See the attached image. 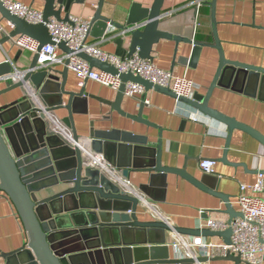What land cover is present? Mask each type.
Masks as SVG:
<instances>
[{"label":"water","instance_id":"1","mask_svg":"<svg viewBox=\"0 0 264 264\" xmlns=\"http://www.w3.org/2000/svg\"><path fill=\"white\" fill-rule=\"evenodd\" d=\"M42 1L45 3L42 12L44 22L33 25L13 16L0 2L1 20L12 26L9 35L0 40V45L15 40L20 35L35 39L40 43V48L54 45L45 23L51 18L58 22L72 23V6L84 5L86 0ZM106 3L107 0L99 1L91 20L90 35L96 39H102L110 27L121 32L139 23H147L143 29L127 31L126 37L116 39L115 55L120 59L138 54L144 60L153 61L154 47L161 41L174 39L178 44H189L188 41L173 37L160 29L165 0H154L151 8H144L139 3L133 4L124 24L115 23L102 15ZM215 4L214 0V25ZM195 12L197 15V10ZM213 32V48L217 49L220 55L219 69L207 94L197 92L192 100L178 97L171 89L155 86L132 73L120 74L109 63H102L87 53H80L78 56L87 61L92 69L119 76L122 80L121 89L116 93L114 100H104L86 94L87 82L80 90L67 91L65 83L69 70L66 67L63 72L53 68L37 70L38 54L32 58L24 82L8 85L0 92V96L17 88L23 89L24 83L30 84L39 93L49 112L60 109L68 112V116L62 119L61 123L72 134V139L77 144L83 143L94 152L102 154L115 172L123 178L129 179L131 173L150 174V185H142L140 191L150 196L149 186L153 181L160 177L165 179L169 175L179 176L199 190L220 199L226 207L224 214L229 217L228 222L231 223L235 218H242V214L232 207L227 195L216 189L219 179L214 175H205L202 180H198L184 169L165 166L161 139L154 148L149 145L146 136H138L115 127L80 135L74 120V115L88 116V101L94 99L103 105H109L122 117L156 128L143 117L147 95L150 91H155L222 123L230 134L240 131L252 136L264 146V135L210 105V98L218 87L264 101V68L228 60L221 48L215 27ZM192 43L193 65L205 45ZM58 47L66 54L72 53L64 43ZM13 71V63L10 61L0 63V76L12 74ZM57 74L63 77L62 83ZM127 82L145 87L140 111L136 116L123 109ZM228 137L229 142L232 136ZM0 190L12 201L26 232V243L20 250L11 253L0 252V263L3 264H206L214 261L242 264L241 259L232 254L214 259L177 258L167 243V234H179L194 239L217 237L221 238L225 245L231 246L232 228L212 232L206 228L173 227L161 220L141 221L139 214L142 207L138 199L123 192L109 176L96 169L85 168L79 147L51 130L44 115L33 105L26 92L16 102L0 106ZM44 193L48 195L44 197ZM262 243L264 244V241Z\"/></svg>","mask_w":264,"mask_h":264},{"label":"crops","instance_id":"2","mask_svg":"<svg viewBox=\"0 0 264 264\" xmlns=\"http://www.w3.org/2000/svg\"><path fill=\"white\" fill-rule=\"evenodd\" d=\"M33 7L43 12L45 3L42 0H12ZM100 0H86L84 5L74 4L70 17L92 20ZM200 1L201 5H197ZM214 0H165L162 8V24L160 29L173 37H180L188 43H176L173 40L161 41L154 47L153 63L156 67L173 74L186 77L199 86L198 93L206 95L219 69V51L213 48L215 27L225 56L228 60L264 68V0H215V22L213 23L212 2ZM141 4L151 8L154 0H107L103 7L105 17L115 23L124 24L133 4ZM197 10V15L195 14ZM144 23V22H142ZM12 26L1 20L0 40L5 39ZM118 31L113 33L117 35ZM90 40L99 43L100 40L91 36ZM13 41L0 45V63L10 61L14 69L28 70L33 56L19 52L13 46ZM114 36L108 42L100 45V49L116 54L117 46ZM205 45L199 59L191 64L193 43ZM191 43V44H190ZM208 46V47H206ZM128 57V56H127ZM64 66H54L56 71L63 72ZM60 77V83L63 77ZM78 77L72 71L65 83L67 91L82 89ZM0 83V92L7 88ZM86 94L114 100L116 91L93 81H87ZM25 94L23 89L0 96V106L14 103ZM142 96L125 97L123 109L138 115ZM66 101L67 98H64ZM146 108L143 117L153 123L156 128L137 124L122 117L109 105H103L97 100L89 99L88 116L74 115L77 130L80 135H88L91 131H106L113 129L127 130L138 136H146L151 147H157L162 140L163 164L172 168L184 169L189 175L202 180L206 175L200 169L203 160L215 161V172L219 179L216 186L219 192L227 195L232 207L240 212L238 197L241 185H252L257 175L264 172V146L248 134L240 131L229 133L222 123L209 119L197 110L180 103L170 96L160 92L150 91L147 95ZM210 105L247 124L264 135V101L240 94L231 89L216 88L210 98ZM65 104V103H64ZM61 121L68 116L64 109L53 112ZM232 136L228 142V136ZM151 175L147 173H131V184L137 188L150 185ZM150 196L140 191L153 207L164 216L169 226L189 229L205 228L208 220L229 221L224 214L225 204L218 198L199 190L179 176L169 175L167 178L153 181L149 186ZM248 194H254L251 191ZM48 194L44 193L46 197ZM140 210V220L160 221L152 213ZM176 234H167V243L173 250ZM211 243L223 244L221 238H204ZM26 243V232L12 201L0 190V252L11 253L20 250ZM0 264H3L2 262ZM206 264H233L224 261H214Z\"/></svg>","mask_w":264,"mask_h":264},{"label":"built area","instance_id":"3","mask_svg":"<svg viewBox=\"0 0 264 264\" xmlns=\"http://www.w3.org/2000/svg\"><path fill=\"white\" fill-rule=\"evenodd\" d=\"M0 2L13 16H17L29 24L44 22L42 12L33 7L20 2H13L12 0H0ZM197 5H201V2L198 1ZM71 20L72 23L67 24L51 18L48 23H45L50 36L55 42L54 45L51 44L40 48V43L35 39L20 35L13 41V46L18 51L29 53L33 57L38 54L37 70H47L54 68V66L66 67L67 70L75 73L81 87L85 82L93 81L103 87L106 86L119 92L122 86V80L119 76L92 69L87 61L85 62L78 56L80 53H87L102 63H109L120 74L132 73L135 77L140 76L155 86L171 89L178 97L192 100L199 90V86L193 81L164 71L156 67L153 61L144 60L138 54L120 59L115 54L100 49L101 44L110 41L114 36L116 39L121 36L126 37L127 31L133 32L143 29L147 24L146 22L139 23L127 31L118 32L117 35L113 34L115 30L110 27L100 42L95 43L90 40L91 20L79 18H71ZM61 43L66 44L72 53L66 54L59 49L58 45ZM27 73V70L14 69L12 74L0 76V83L14 85L18 82H24ZM125 87L124 95L128 98H137L145 93V87L141 85L127 82ZM23 89L33 102V105L44 115L45 121L51 130L61 134L67 141L79 147L85 168L96 169L103 175L109 176L123 192H127L137 198L141 207L152 213L157 219L166 221L163 218L164 216L159 214V211L153 207L151 201L140 194V191L131 184L129 179L123 178L122 175L115 172L102 154L94 152L83 143L77 144L72 139V134L54 113L48 111V107L43 104L39 93L30 84L24 83ZM200 169L206 175H215V161L203 160L200 163ZM240 189L238 205L241 209L242 218H235L231 223L228 221L208 220L204 226L212 232L226 231L232 228L231 246H227L224 243H211L203 238H188L178 234L173 243V250L177 258L188 257L196 260L202 257L214 259L232 254L238 256L242 264H264V244L262 243L264 241V172L257 175L255 183L247 186L241 185ZM249 191L254 194H248Z\"/></svg>","mask_w":264,"mask_h":264},{"label":"bare ground","instance_id":"4","mask_svg":"<svg viewBox=\"0 0 264 264\" xmlns=\"http://www.w3.org/2000/svg\"><path fill=\"white\" fill-rule=\"evenodd\" d=\"M84 147H85V145H84Z\"/></svg>","mask_w":264,"mask_h":264}]
</instances>
